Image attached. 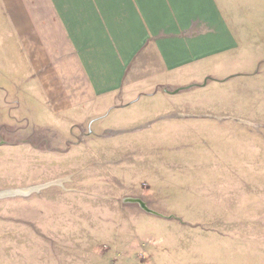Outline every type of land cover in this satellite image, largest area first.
I'll use <instances>...</instances> for the list:
<instances>
[{
  "label": "rangeland",
  "instance_id": "1",
  "mask_svg": "<svg viewBox=\"0 0 264 264\" xmlns=\"http://www.w3.org/2000/svg\"><path fill=\"white\" fill-rule=\"evenodd\" d=\"M216 2L165 97L80 124L0 81V264H264V0Z\"/></svg>",
  "mask_w": 264,
  "mask_h": 264
},
{
  "label": "crops",
  "instance_id": "2",
  "mask_svg": "<svg viewBox=\"0 0 264 264\" xmlns=\"http://www.w3.org/2000/svg\"><path fill=\"white\" fill-rule=\"evenodd\" d=\"M216 6V0H0L1 86L22 95L18 107L38 119L80 124L165 97L168 85L199 77L201 61L222 51ZM201 28L206 34L190 35Z\"/></svg>",
  "mask_w": 264,
  "mask_h": 264
},
{
  "label": "bare ground",
  "instance_id": "3",
  "mask_svg": "<svg viewBox=\"0 0 264 264\" xmlns=\"http://www.w3.org/2000/svg\"><path fill=\"white\" fill-rule=\"evenodd\" d=\"M17 192V191H16Z\"/></svg>",
  "mask_w": 264,
  "mask_h": 264
}]
</instances>
